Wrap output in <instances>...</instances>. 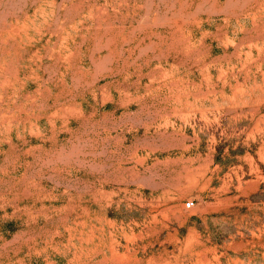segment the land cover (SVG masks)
Listing matches in <instances>:
<instances>
[{
  "label": "rangeland",
  "instance_id": "374dc122",
  "mask_svg": "<svg viewBox=\"0 0 264 264\" xmlns=\"http://www.w3.org/2000/svg\"><path fill=\"white\" fill-rule=\"evenodd\" d=\"M0 264H264V0H0Z\"/></svg>",
  "mask_w": 264,
  "mask_h": 264
},
{
  "label": "built area",
  "instance_id": "2783aa9c",
  "mask_svg": "<svg viewBox=\"0 0 264 264\" xmlns=\"http://www.w3.org/2000/svg\"><path fill=\"white\" fill-rule=\"evenodd\" d=\"M184 205H185L186 208H190L193 205V202L192 201H186L184 203Z\"/></svg>",
  "mask_w": 264,
  "mask_h": 264
}]
</instances>
